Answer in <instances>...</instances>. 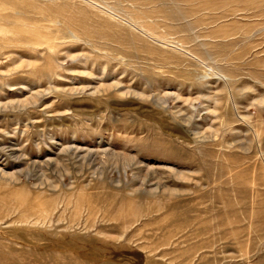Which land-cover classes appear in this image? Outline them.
<instances>
[{
	"label": "rangeland",
	"instance_id": "374dc122",
	"mask_svg": "<svg viewBox=\"0 0 264 264\" xmlns=\"http://www.w3.org/2000/svg\"><path fill=\"white\" fill-rule=\"evenodd\" d=\"M0 264H264V0H0Z\"/></svg>",
	"mask_w": 264,
	"mask_h": 264
},
{
	"label": "bare ground",
	"instance_id": "6f19581e",
	"mask_svg": "<svg viewBox=\"0 0 264 264\" xmlns=\"http://www.w3.org/2000/svg\"><path fill=\"white\" fill-rule=\"evenodd\" d=\"M73 147V146H72ZM70 147L72 150H74L75 151V153L77 152V151H80V150H82V149H79V148H75V147ZM89 153H91L90 151H88ZM94 153V152H93ZM96 154L98 153H104V154H108V150H106V149H102L101 151H99V150H96V152H95ZM110 154H112L113 155V153H110ZM124 159V158H123ZM133 164V163H132Z\"/></svg>",
	"mask_w": 264,
	"mask_h": 264
}]
</instances>
